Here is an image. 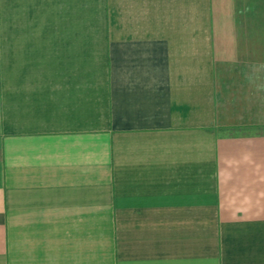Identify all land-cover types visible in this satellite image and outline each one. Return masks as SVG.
<instances>
[{"label":"crops","instance_id":"0c3cea01","mask_svg":"<svg viewBox=\"0 0 264 264\" xmlns=\"http://www.w3.org/2000/svg\"><path fill=\"white\" fill-rule=\"evenodd\" d=\"M0 264H264V0H0Z\"/></svg>","mask_w":264,"mask_h":264}]
</instances>
